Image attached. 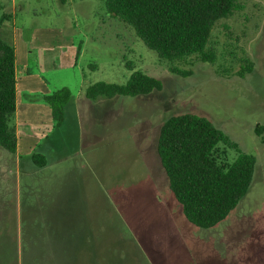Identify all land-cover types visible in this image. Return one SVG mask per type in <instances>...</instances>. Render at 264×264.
<instances>
[{"label": "rangeland", "instance_id": "1", "mask_svg": "<svg viewBox=\"0 0 264 264\" xmlns=\"http://www.w3.org/2000/svg\"><path fill=\"white\" fill-rule=\"evenodd\" d=\"M36 2L31 0L27 10L52 15L43 24L56 21L68 33L89 37L79 61L83 84L69 73L71 50L55 70L45 71L68 75L74 98L51 142L60 147L61 157H49L50 162L64 164L56 168L53 181L42 182L41 193L26 188L21 196L13 193V231L28 264L45 263L43 253L30 262L24 250L28 241L42 246L51 242L53 247L55 239L70 244L80 237L87 247L68 264H94L97 255L100 264H264V132L256 133L258 125L264 126V0H243L244 11L215 25L214 63L196 56L160 59L133 27L107 12L106 0ZM2 14L0 9V18ZM134 71L158 79L162 89L98 102L86 98L90 82L123 85ZM181 114L209 119L257 159L250 192L212 229L185 218L157 154L163 122ZM218 148L220 162L236 160L235 150L222 144ZM0 153L5 155L2 148ZM54 170L50 167L41 176Z\"/></svg>", "mask_w": 264, "mask_h": 264}, {"label": "trees", "instance_id": "2", "mask_svg": "<svg viewBox=\"0 0 264 264\" xmlns=\"http://www.w3.org/2000/svg\"><path fill=\"white\" fill-rule=\"evenodd\" d=\"M105 3L110 15L133 27L150 50L170 62L196 56L204 63H214L217 53L211 45L213 28L219 21L245 9L243 0H106ZM2 23L0 20V27ZM127 68L134 70L131 63ZM172 72L188 75L186 71L173 69ZM161 89V81L134 71L123 85L105 82L89 85L85 96L96 101L116 96H147ZM71 98L68 88L42 96L52 109L57 129L65 122V110ZM16 111L15 47L0 36V148L12 155L17 153ZM263 132L264 126L256 128L257 134ZM220 144L237 152L233 163L220 162ZM157 154L174 199L185 218L198 228L212 229L225 221L252 188L256 157L242 152L205 117L181 114L166 119L158 137ZM31 158L40 168L47 165L44 155L35 153ZM50 243L42 246L36 240L28 241L24 250L32 258L30 262L43 253L44 264H68L75 252L87 247L82 237L70 244L57 239L53 247ZM24 260L28 264L22 256V264ZM92 262L100 264L98 255Z\"/></svg>", "mask_w": 264, "mask_h": 264}, {"label": "crops", "instance_id": "3", "mask_svg": "<svg viewBox=\"0 0 264 264\" xmlns=\"http://www.w3.org/2000/svg\"><path fill=\"white\" fill-rule=\"evenodd\" d=\"M30 2L31 0H0L3 12L0 18L3 21L0 36L14 45L16 53L17 111L14 123L18 138L16 154L12 155L4 150L5 155L0 153V264L22 262L20 242L13 231L17 229L12 207L13 193L21 196L25 188L35 194L41 193L44 189L42 182L53 181L52 175L57 172L56 168L64 164L60 160L55 163L49 160V157H61L58 155L60 147L51 142L62 127L55 128L52 109L43 102L42 96L51 95L63 88L70 89L71 79L63 73L60 76L54 73L49 76L45 71L51 67L55 70L62 63V55L65 56L71 50L73 59L68 67L69 73L80 84L84 83L85 76L79 67V61L89 35L84 32H80V35L68 33L56 21L43 24L41 21L52 15L44 10L43 13L36 9L28 11L27 5ZM71 21L74 25L75 21ZM77 45L78 51H75ZM73 98L72 93L66 109ZM77 100L80 101V98H75L76 102ZM76 114L79 116V111ZM35 153L44 155L47 160L45 167L40 168L32 161L31 157ZM50 167H55L52 174L41 176L47 174Z\"/></svg>", "mask_w": 264, "mask_h": 264}]
</instances>
